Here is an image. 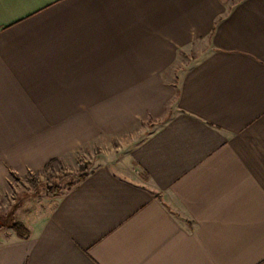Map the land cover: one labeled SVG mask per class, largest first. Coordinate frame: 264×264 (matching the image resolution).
Returning <instances> with one entry per match:
<instances>
[{
	"label": "crops",
	"instance_id": "obj_1",
	"mask_svg": "<svg viewBox=\"0 0 264 264\" xmlns=\"http://www.w3.org/2000/svg\"><path fill=\"white\" fill-rule=\"evenodd\" d=\"M147 124L0 264H264V0H0V188Z\"/></svg>",
	"mask_w": 264,
	"mask_h": 264
},
{
	"label": "rangeland",
	"instance_id": "obj_2",
	"mask_svg": "<svg viewBox=\"0 0 264 264\" xmlns=\"http://www.w3.org/2000/svg\"><path fill=\"white\" fill-rule=\"evenodd\" d=\"M195 61L186 60L185 68ZM154 125L137 127V133H128L89 147L78 154L50 164L39 172L17 175L10 173L0 188V232L11 230L13 223H29L49 212L52 201L69 190L78 177L96 166L127 156L132 146L140 142ZM137 138V139H134ZM57 195V196H56Z\"/></svg>",
	"mask_w": 264,
	"mask_h": 264
},
{
	"label": "trees",
	"instance_id": "obj_3",
	"mask_svg": "<svg viewBox=\"0 0 264 264\" xmlns=\"http://www.w3.org/2000/svg\"><path fill=\"white\" fill-rule=\"evenodd\" d=\"M49 166V165H48ZM87 173H84L82 175H80L78 177V179L76 180L77 182H80L82 180H84L87 177ZM57 196V195H56ZM58 197V196H57ZM14 233L15 235L19 238V239H26L29 236V232L25 229V227L20 224V223H13L11 225V227H9Z\"/></svg>",
	"mask_w": 264,
	"mask_h": 264
}]
</instances>
